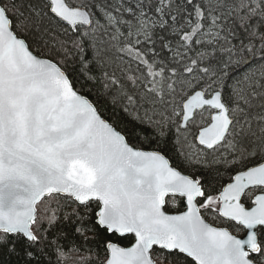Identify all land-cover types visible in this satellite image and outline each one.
Returning a JSON list of instances; mask_svg holds the SVG:
<instances>
[{
  "label": "snow or ice",
  "instance_id": "obj_1",
  "mask_svg": "<svg viewBox=\"0 0 264 264\" xmlns=\"http://www.w3.org/2000/svg\"><path fill=\"white\" fill-rule=\"evenodd\" d=\"M73 259L264 264V0H0V264Z\"/></svg>",
  "mask_w": 264,
  "mask_h": 264
},
{
  "label": "trees",
  "instance_id": "obj_2",
  "mask_svg": "<svg viewBox=\"0 0 264 264\" xmlns=\"http://www.w3.org/2000/svg\"><path fill=\"white\" fill-rule=\"evenodd\" d=\"M101 108H102V110L104 111L105 116L111 119L112 116H111V110H110V107H109V106H106V105H101ZM145 147H147V145H145ZM78 242H79V241H78ZM121 242L124 243V244H128V243H129L128 240H123V241H121ZM69 264H75V260H74V259H73V260H70V261H69Z\"/></svg>",
  "mask_w": 264,
  "mask_h": 264
}]
</instances>
